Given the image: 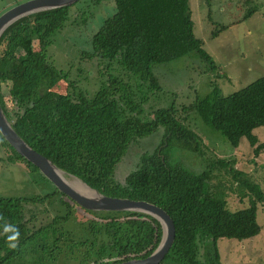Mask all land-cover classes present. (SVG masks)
Segmentation results:
<instances>
[{
    "label": "trees",
    "instance_id": "1",
    "mask_svg": "<svg viewBox=\"0 0 264 264\" xmlns=\"http://www.w3.org/2000/svg\"><path fill=\"white\" fill-rule=\"evenodd\" d=\"M90 1L101 8L108 0ZM109 1L113 14L77 49L81 64L96 60L100 87L93 95L80 87L83 67L74 78V67L57 69L48 56L58 34L94 16L91 11L77 19L79 1L23 18L4 33L1 106L20 137L64 172L103 195L162 208L176 236L160 264H221L219 239L243 242L261 233L257 214L264 190L235 159L209 157L194 170L180 161L186 155L172 152L207 156L192 125L195 116L233 148L246 139L258 158L264 142L254 132L264 127V77L229 96L209 81L211 91L188 105L173 100L168 107H150V96L162 89L155 66L195 55L214 80L226 74L195 35L191 0ZM157 132L162 137L152 152L130 156L134 145ZM131 160L133 170L121 182L118 169ZM0 161L39 173L1 134ZM219 176L230 180L228 191L248 208H229L225 191L213 183ZM79 209L84 212L53 190L34 198L0 197V264L127 262L149 257L162 240L160 222L136 212L85 211L90 217L70 230L65 225Z\"/></svg>",
    "mask_w": 264,
    "mask_h": 264
},
{
    "label": "rangeland",
    "instance_id": "2",
    "mask_svg": "<svg viewBox=\"0 0 264 264\" xmlns=\"http://www.w3.org/2000/svg\"><path fill=\"white\" fill-rule=\"evenodd\" d=\"M25 1L28 0H0V16ZM95 6L90 0L80 1L75 6L81 10L76 12L77 19H80L84 13L90 15L91 11L94 16H89V21L85 25L78 20L77 22L80 23L78 29L58 34L56 42L48 51L49 60L57 69L67 70L74 67L72 70L74 78L77 69L83 67L86 76H82L80 87L91 95L100 87L98 66L96 60L81 64L77 49L84 46V42L92 35L93 30L113 14L109 0L103 2L101 8ZM190 6L196 37L204 41L206 52L226 75L214 80L212 73H206L207 66L195 55L166 65L155 66L154 73L162 89L161 92L150 96L152 103L150 107H168L173 100L178 104L188 105L197 97H203L211 91L208 86L209 81L219 86L224 96H229L264 77V0H191ZM214 33H217V37L213 36ZM67 37L69 40L66 39ZM192 119L193 127L202 137L207 156L202 158L181 150L173 151L172 154L186 155L180 161L194 170L204 168L209 157L235 159L238 169L250 174L264 190V151L255 158L254 148L246 139L241 141L237 149L233 148L225 138L207 127L200 118L193 116ZM254 133L258 136L259 143H263L264 127ZM161 137L162 133L157 132L141 140L137 147L134 145L130 156L138 159L141 154L152 152ZM128 163L130 165L126 163L117 168L116 176L121 182L127 171L133 170L132 160ZM213 183H217L220 185L219 188L225 191L231 210L239 211L249 207L246 200L240 202L235 193L228 191L231 182L227 177L219 176ZM51 190L50 182L39 173H31L23 165H10L0 161L1 198H34L38 194H48ZM86 217L90 216L79 209L74 213L73 220L65 226L70 230L77 229ZM257 221L261 233L253 239L243 242L218 240L221 264H264V204L258 205ZM36 226L38 227V223Z\"/></svg>",
    "mask_w": 264,
    "mask_h": 264
},
{
    "label": "water",
    "instance_id": "3",
    "mask_svg": "<svg viewBox=\"0 0 264 264\" xmlns=\"http://www.w3.org/2000/svg\"><path fill=\"white\" fill-rule=\"evenodd\" d=\"M81 0H28L9 9L0 16V40L4 33L16 22L32 15L75 5ZM0 134L27 161L38 168L39 174L52 184L53 189L74 201L80 208L91 212H136L150 215L157 219L163 229V237L158 248L145 259H134L127 262L107 264H160L170 251L176 236L172 218L160 207L129 199L115 198L103 195L91 189L81 180L70 175L53 164L45 156L36 152L16 132L13 122L6 116L0 103ZM71 180L81 181L89 194L75 189Z\"/></svg>",
    "mask_w": 264,
    "mask_h": 264
},
{
    "label": "bare ground",
    "instance_id": "4",
    "mask_svg": "<svg viewBox=\"0 0 264 264\" xmlns=\"http://www.w3.org/2000/svg\"><path fill=\"white\" fill-rule=\"evenodd\" d=\"M70 182L75 187V189H77L78 191H80L82 193H86V194L90 193V191L87 189V187L81 181L71 180Z\"/></svg>",
    "mask_w": 264,
    "mask_h": 264
},
{
    "label": "flooded vegetation",
    "instance_id": "5",
    "mask_svg": "<svg viewBox=\"0 0 264 264\" xmlns=\"http://www.w3.org/2000/svg\"><path fill=\"white\" fill-rule=\"evenodd\" d=\"M51 185H52V184H51ZM52 190H53V191H57V190H54V189H53V186H52ZM57 192H58V191H57ZM60 198H62V196H59V199H60ZM85 211H86V210H84V213H86ZM86 214H87L88 216H90L88 213H86Z\"/></svg>",
    "mask_w": 264,
    "mask_h": 264
},
{
    "label": "clouds",
    "instance_id": "6",
    "mask_svg": "<svg viewBox=\"0 0 264 264\" xmlns=\"http://www.w3.org/2000/svg\"><path fill=\"white\" fill-rule=\"evenodd\" d=\"M6 231L8 230V229H5ZM17 235H18V233H17ZM9 240H14L15 239V236H11V237H9L8 238Z\"/></svg>",
    "mask_w": 264,
    "mask_h": 264
},
{
    "label": "built area",
    "instance_id": "7",
    "mask_svg": "<svg viewBox=\"0 0 264 264\" xmlns=\"http://www.w3.org/2000/svg\"><path fill=\"white\" fill-rule=\"evenodd\" d=\"M112 261H115V260H112Z\"/></svg>",
    "mask_w": 264,
    "mask_h": 264
}]
</instances>
